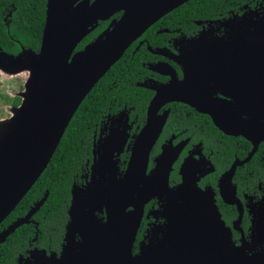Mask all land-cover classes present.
Returning <instances> with one entry per match:
<instances>
[{"label": "water", "instance_id": "obj_1", "mask_svg": "<svg viewBox=\"0 0 264 264\" xmlns=\"http://www.w3.org/2000/svg\"><path fill=\"white\" fill-rule=\"evenodd\" d=\"M184 1L47 0L40 51L23 49L18 55L0 52V59L33 69L17 118L0 126V224L46 169L72 117L95 84L149 25ZM117 11H123L118 20L73 54L99 20ZM259 22L260 28L252 24L234 32L229 40L197 41L178 59L185 69L184 79L157 89L148 107V123L136 139L123 180H111L106 199L98 190L100 184L91 183L94 193L87 208L74 188L72 224L81 241L66 260L56 264H264V208L254 221L251 243L243 241L249 251L259 247L248 255L243 246L231 240V230L210 191L200 188L196 180L170 186L171 152L164 151L157 159L149 179L146 172L151 147L165 120L158 116V110L168 99L183 100L209 113L221 130L251 141L253 152L264 142V20ZM207 81L238 103L201 94ZM239 163L226 178H231ZM220 185L225 201L238 203L240 223L243 208L232 180H222ZM155 197H167L161 212L166 220L162 234L134 253L145 205ZM104 200L108 216L102 223L94 208L102 209ZM42 203L1 231L0 244L28 222ZM40 260L38 256L35 264H44Z\"/></svg>", "mask_w": 264, "mask_h": 264}, {"label": "flooded vegetation", "instance_id": "obj_2", "mask_svg": "<svg viewBox=\"0 0 264 264\" xmlns=\"http://www.w3.org/2000/svg\"><path fill=\"white\" fill-rule=\"evenodd\" d=\"M4 4V1L0 0V23L9 25L14 7L13 5L5 7ZM46 9L47 3L44 16L17 18L22 25H29L19 29L22 38L30 41L28 45L16 37L14 38L18 44L16 51L0 47V52L18 55L23 49H31L38 53L46 22ZM122 14L123 11H117L108 19L99 20L97 26L78 43L73 54L83 50ZM260 20H264V0H187L164 12L149 25L116 61L127 68L133 66L128 81L135 90L121 99L116 96L108 109L97 113L92 123L94 128L91 137L87 143L76 148L78 161L72 170V177L58 179L72 180L69 204L64 214L58 219L54 217L49 219L47 213L41 218L38 217L39 208L47 199V192L39 202L43 203L28 218V222L19 225L0 244L1 261L4 250L1 245L9 238L13 239L14 235L17 237V241L12 240L16 246L14 259L6 262L3 260L0 264H35L38 256L44 264H56L66 260L65 257L71 249L78 246L81 241L80 234L76 228L73 229L72 224L71 205L74 188L87 208L94 193L91 183L97 181L100 184L98 190L106 199L111 180H123L136 139L148 123V107L157 89L184 79L185 69L178 59L180 61L183 54L189 53L197 41L229 40L234 32L244 31L252 24H255V28H260L258 24ZM101 22L106 23L102 29ZM119 80L122 82V78ZM113 83L117 81L114 80ZM199 92L211 99L224 98L238 103V100L216 88L211 81H207L205 88H201ZM131 95L134 98L139 96L147 99L145 113H138L135 105H129L127 99L131 98ZM158 116L165 120L150 150L147 176L155 168L162 153L171 152L173 161L167 179L170 186L176 188L183 180H196L200 188L213 194L222 219L231 230L230 238L235 245L243 246V251L248 255L259 250V247L253 251L247 250L243 241L251 243L254 221L258 212L264 208V142H261L253 152L255 146L251 141L241 135L224 132L214 123L209 113L183 100L168 99L159 108ZM236 162L241 163L236 165L231 178H226V174ZM222 180H232L235 196L243 208L240 223H237L241 214L239 205L225 201L220 185ZM166 202L167 197L161 200L155 197L145 205L134 253H139L141 246L147 244L158 233L157 236L162 234L166 220L161 216V212ZM39 203L11 218L13 210L0 224V232L26 218ZM101 206L102 209L95 206L94 211L97 219L104 223L108 216L105 200ZM130 209L131 206L128 210ZM22 237H26L24 241H21Z\"/></svg>", "mask_w": 264, "mask_h": 264}, {"label": "trees", "instance_id": "obj_3", "mask_svg": "<svg viewBox=\"0 0 264 264\" xmlns=\"http://www.w3.org/2000/svg\"><path fill=\"white\" fill-rule=\"evenodd\" d=\"M3 1L5 7L13 5L14 10L9 25L0 23V47L4 50L16 51V49H18V44L14 38H20V41L26 45L30 43L27 39L25 40L22 38L19 33L20 28H26L29 27V25H22L17 18L24 17L29 19V17L32 16H44L47 0ZM104 26H106V23L101 22V29L104 28ZM133 69V66L127 68L125 65H121L120 62H116L95 84L72 117L48 166L32 189L22 198L17 207L10 214L11 218H14L20 211L24 212L29 208L31 209L35 203H39L44 198L47 192V199L39 208L38 217L41 218L44 213H47L49 219H53V217L54 219L61 218L69 204L72 180L58 179L72 177V170L75 169V163L78 161L76 148L87 143L88 138L91 137L94 128L92 123L97 113L104 109H108L111 103L114 102L116 96L121 99L123 96H129L131 92L135 90L134 87L131 88L128 81L130 77L129 73ZM120 78H122L123 83L120 82ZM114 80H116L117 83H113ZM127 100L129 101V105H135L138 113H145L147 99L139 96L134 98V96L131 95V98ZM22 101L23 99L21 96H16L14 105L19 106L22 104ZM122 104H124V101H122ZM113 110H115V107H113ZM49 178L54 180H47ZM25 238L26 237H22L21 241H24ZM12 240H14V242L17 241V237L14 235L13 239L9 238L6 241L7 243L5 242L1 245L4 250L2 251L0 262L14 259L16 246L13 244ZM8 247L10 248L8 249Z\"/></svg>", "mask_w": 264, "mask_h": 264}, {"label": "rangeland", "instance_id": "obj_4", "mask_svg": "<svg viewBox=\"0 0 264 264\" xmlns=\"http://www.w3.org/2000/svg\"><path fill=\"white\" fill-rule=\"evenodd\" d=\"M33 69L18 61L0 59V126L17 118L22 104L14 105L16 96L26 99L27 83Z\"/></svg>", "mask_w": 264, "mask_h": 264}]
</instances>
